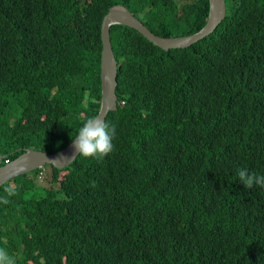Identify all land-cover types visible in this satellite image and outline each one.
<instances>
[{"label":"trees","instance_id":"16d2710c","mask_svg":"<svg viewBox=\"0 0 264 264\" xmlns=\"http://www.w3.org/2000/svg\"><path fill=\"white\" fill-rule=\"evenodd\" d=\"M121 5L155 35H191L208 0H0V156L53 153L100 107V29ZM213 33L163 51L113 25V150L0 186L16 264H264V0H225ZM46 172L54 188L38 185ZM64 172L62 179L60 174Z\"/></svg>","mask_w":264,"mask_h":264},{"label":"water","instance_id":"95a60500","mask_svg":"<svg viewBox=\"0 0 264 264\" xmlns=\"http://www.w3.org/2000/svg\"><path fill=\"white\" fill-rule=\"evenodd\" d=\"M208 3V17L202 29L191 35L169 38L155 35L124 6L117 5L108 10L103 17L100 29L102 43L100 55L101 98L100 107L95 117L105 121L110 112L117 110L118 65L112 50L109 28L113 25L131 28L163 51L186 49L213 33L226 16L225 0H208ZM73 140L63 149L53 153L26 149L14 160L0 166V186L21 175L38 169L43 170L47 166L55 167L58 170L68 167L79 155L75 152ZM4 158L5 156H0V162Z\"/></svg>","mask_w":264,"mask_h":264},{"label":"clouds","instance_id":"9594fccd","mask_svg":"<svg viewBox=\"0 0 264 264\" xmlns=\"http://www.w3.org/2000/svg\"><path fill=\"white\" fill-rule=\"evenodd\" d=\"M114 135V127H110L99 117H90L83 122L73 140L75 152L79 154V157L103 159L113 150ZM237 175L246 190L251 189L254 185L264 186V175H258L255 172L249 173L247 169H237ZM4 192L6 195L0 197V203L8 204L9 198L15 195V192L11 185L6 187ZM0 264H16V259L6 249L0 248Z\"/></svg>","mask_w":264,"mask_h":264},{"label":"rangeland","instance_id":"374dc122","mask_svg":"<svg viewBox=\"0 0 264 264\" xmlns=\"http://www.w3.org/2000/svg\"><path fill=\"white\" fill-rule=\"evenodd\" d=\"M64 172H62L59 176V179H62L64 176ZM37 183L39 186L44 187V188H54V190H57V185H52L49 181H48V175L46 172H43V175H40V178L37 180Z\"/></svg>","mask_w":264,"mask_h":264},{"label":"built area","instance_id":"2783aa9c","mask_svg":"<svg viewBox=\"0 0 264 264\" xmlns=\"http://www.w3.org/2000/svg\"><path fill=\"white\" fill-rule=\"evenodd\" d=\"M6 163L8 162V160L5 161Z\"/></svg>","mask_w":264,"mask_h":264}]
</instances>
